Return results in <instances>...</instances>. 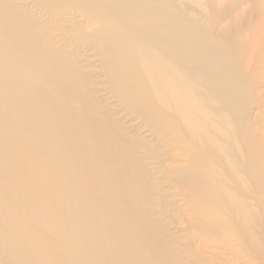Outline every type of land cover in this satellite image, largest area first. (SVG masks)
<instances>
[{"label": "bare ground", "instance_id": "bare-ground-1", "mask_svg": "<svg viewBox=\"0 0 264 264\" xmlns=\"http://www.w3.org/2000/svg\"><path fill=\"white\" fill-rule=\"evenodd\" d=\"M0 264H264V0H0Z\"/></svg>", "mask_w": 264, "mask_h": 264}]
</instances>
